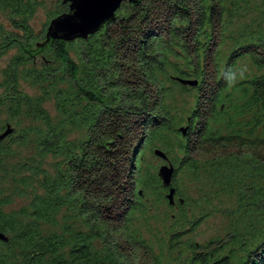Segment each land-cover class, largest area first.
<instances>
[{
	"label": "trees",
	"instance_id": "16d2710c",
	"mask_svg": "<svg viewBox=\"0 0 264 264\" xmlns=\"http://www.w3.org/2000/svg\"><path fill=\"white\" fill-rule=\"evenodd\" d=\"M38 4L0 0V264H264V0L125 1L71 42Z\"/></svg>",
	"mask_w": 264,
	"mask_h": 264
},
{
	"label": "water",
	"instance_id": "95a60500",
	"mask_svg": "<svg viewBox=\"0 0 264 264\" xmlns=\"http://www.w3.org/2000/svg\"><path fill=\"white\" fill-rule=\"evenodd\" d=\"M125 1L136 2L137 0H64L69 3V11L53 18L46 31V42L64 40L67 42L77 39H88L89 36L101 30L106 23L115 18L116 12ZM185 85L196 86L197 81L182 80ZM186 127L180 131L186 135ZM14 133V129L8 125L7 129L0 135V141ZM155 155L162 159L165 164L158 169V177L163 186L168 189L167 199L170 205L176 204L177 190L173 185L175 167L169 161L168 156L160 149L155 150ZM0 241L7 242L6 234L0 232Z\"/></svg>",
	"mask_w": 264,
	"mask_h": 264
},
{
	"label": "rangeland",
	"instance_id": "374dc122",
	"mask_svg": "<svg viewBox=\"0 0 264 264\" xmlns=\"http://www.w3.org/2000/svg\"><path fill=\"white\" fill-rule=\"evenodd\" d=\"M60 0H39V4H38V9L35 13V15L33 16L31 23L34 27V30L36 32H41L44 29L47 30V24L49 25V20H50V16L52 15L53 12H55V10L57 9V6L59 4ZM8 17L3 16L2 14H0V21L5 23L6 25L10 24L8 21ZM49 22V23H48ZM39 46H44L43 43H40ZM16 51H12L4 56H0V78H1V73L3 71V69L7 66L8 62L10 61L11 57L13 55H15ZM35 59L38 61L39 64L42 63V59H41V54L37 53L35 55ZM243 68L245 67L244 65L242 66ZM26 89L29 93H35L34 89H32L31 87L27 86L26 84ZM187 98H189V96H187ZM48 106H50V108H54V103H48ZM3 132L0 133V135ZM159 158V157H158ZM160 159V158H159ZM155 164L157 165V171L159 169V167L163 164H165V162L160 159V160H156ZM177 198V195H176ZM24 204H26L24 202V200L21 199H17L11 206V208L17 209L21 206H23ZM225 220L221 219L219 217H211L208 218L207 220L201 222L198 227H195L192 231H190V233L188 234L187 238H190V240H194L197 241L198 243H204L214 237H217L218 235H220L223 230L222 228L225 227ZM145 235H150V233H146ZM163 235H165L163 232L160 233V237H162Z\"/></svg>",
	"mask_w": 264,
	"mask_h": 264
}]
</instances>
